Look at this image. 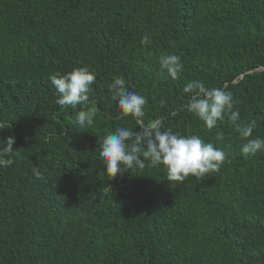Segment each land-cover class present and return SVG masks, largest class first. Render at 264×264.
I'll use <instances>...</instances> for the list:
<instances>
[{
  "label": "trees",
  "instance_id": "obj_1",
  "mask_svg": "<svg viewBox=\"0 0 264 264\" xmlns=\"http://www.w3.org/2000/svg\"><path fill=\"white\" fill-rule=\"evenodd\" d=\"M168 53L182 58L179 79L159 66ZM85 65L97 74L90 102L61 108L49 75ZM115 78L148 99L145 124L223 148L220 170L169 182L146 166L110 180L104 136L140 131L111 98ZM191 80L231 92L237 123L256 119L249 139L264 138V0H0V140L14 136L17 153L0 169V264H264V153L244 158L227 117L208 130L188 112Z\"/></svg>",
  "mask_w": 264,
  "mask_h": 264
},
{
  "label": "clouds",
  "instance_id": "obj_2",
  "mask_svg": "<svg viewBox=\"0 0 264 264\" xmlns=\"http://www.w3.org/2000/svg\"><path fill=\"white\" fill-rule=\"evenodd\" d=\"M140 44L150 46L151 38L148 35L142 36ZM158 63L173 80L179 79L184 71L181 56L174 53L161 54ZM49 79L55 89V103L61 108L76 109L78 105L90 102L89 94L97 83V74L85 65L74 67L65 73L50 74ZM109 92L112 93V100L117 102L121 118H134L140 129L134 132L130 127L118 126L104 136L99 157L110 180L118 173L143 170L146 166H164L169 182H183L190 175L203 177L220 170L226 160L223 148L216 147L212 142H205L195 134L182 135L171 128L165 130L163 125L156 121L145 124L143 118L148 99L129 90L125 79H113ZM182 92L188 94L187 111L202 120L208 130L215 128L218 122H223L227 117L234 125V131L247 141L240 147V154L244 158L254 156L257 152L264 153V138L256 136L249 139L257 127V120L252 119L244 125L237 123L240 112L238 108H234L235 101L231 92L220 87H207L202 80L186 82ZM159 103L164 106L165 100L161 99ZM95 116L94 107L78 110L75 123L83 129L93 124ZM9 128L7 121L0 120V131ZM215 139L223 140L224 133L217 131ZM14 143V136L0 140V169L9 168L14 164L17 154L13 150ZM33 173L37 179L43 178L35 167Z\"/></svg>",
  "mask_w": 264,
  "mask_h": 264
},
{
  "label": "bare ground",
  "instance_id": "obj_3",
  "mask_svg": "<svg viewBox=\"0 0 264 264\" xmlns=\"http://www.w3.org/2000/svg\"><path fill=\"white\" fill-rule=\"evenodd\" d=\"M107 106V105H106Z\"/></svg>",
  "mask_w": 264,
  "mask_h": 264
}]
</instances>
